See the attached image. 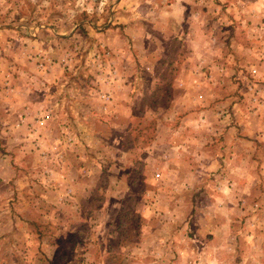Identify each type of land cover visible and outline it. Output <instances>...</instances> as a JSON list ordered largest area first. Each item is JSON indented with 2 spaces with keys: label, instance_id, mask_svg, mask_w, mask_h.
Returning a JSON list of instances; mask_svg holds the SVG:
<instances>
[{
  "label": "rangeland",
  "instance_id": "obj_1",
  "mask_svg": "<svg viewBox=\"0 0 264 264\" xmlns=\"http://www.w3.org/2000/svg\"><path fill=\"white\" fill-rule=\"evenodd\" d=\"M201 214L264 249V0H0V264H201Z\"/></svg>",
  "mask_w": 264,
  "mask_h": 264
},
{
  "label": "crops",
  "instance_id": "obj_2",
  "mask_svg": "<svg viewBox=\"0 0 264 264\" xmlns=\"http://www.w3.org/2000/svg\"><path fill=\"white\" fill-rule=\"evenodd\" d=\"M7 141L9 143V152L24 154L29 152L32 148L39 154V151L35 148V145L32 144L30 139L26 138L25 135L19 137V139L16 137H13V139L9 138L7 139ZM23 141L29 144L21 147L19 146V148H13V142L21 143ZM36 152L34 154H36ZM9 155L11 156V154ZM211 202L213 203V200H211ZM214 216L216 218L212 217L211 215L205 216L201 214L198 216V218H203L202 221L217 222L216 224H209L211 226L209 230L201 231V234H204L203 236L205 238V241L202 243V245H200L199 250L196 251V256L198 255L202 259L201 264H264V249L254 254L252 251L251 253L252 255H254L252 256V258L246 257V254H241L243 252V249L247 252V249L251 244H254L256 247L257 244H255L256 239L254 238V236L248 229H246L250 228L248 226L249 224L245 227L243 226L242 228H240L239 225L235 224L243 222L248 223L250 220H253L252 218H254L256 222L257 215L251 214L250 216L247 215L242 217L241 215L237 214H226ZM220 222H223V224H219ZM260 234L262 235V233H256L257 236H259ZM246 238L247 242L244 243ZM232 239H234L233 242ZM236 239L240 240L239 244L236 242ZM258 249L259 247H257V250Z\"/></svg>",
  "mask_w": 264,
  "mask_h": 264
}]
</instances>
